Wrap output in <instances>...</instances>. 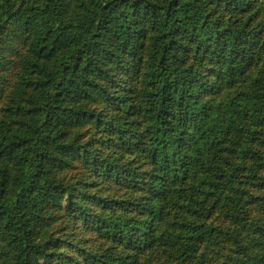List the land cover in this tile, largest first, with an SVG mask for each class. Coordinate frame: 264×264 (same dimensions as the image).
<instances>
[{
    "label": "trees",
    "instance_id": "16d2710c",
    "mask_svg": "<svg viewBox=\"0 0 264 264\" xmlns=\"http://www.w3.org/2000/svg\"><path fill=\"white\" fill-rule=\"evenodd\" d=\"M253 1L0 0V264H63L60 227L88 216L77 199L106 173L142 176L147 194L139 213H98L96 231L130 254L101 247L89 264H140L160 246L170 263L264 264Z\"/></svg>",
    "mask_w": 264,
    "mask_h": 264
},
{
    "label": "rangeland",
    "instance_id": "374dc122",
    "mask_svg": "<svg viewBox=\"0 0 264 264\" xmlns=\"http://www.w3.org/2000/svg\"><path fill=\"white\" fill-rule=\"evenodd\" d=\"M259 0H254L251 4H253L254 9H257V5ZM230 7H236L233 5L223 4L221 8L217 10L218 15H224L226 19H232L237 14L238 10H232ZM17 38L12 37L11 35L5 39L6 44L10 43L12 47L15 49L21 48L19 43H16ZM239 86V83L237 84ZM97 147L100 144H96ZM104 156H111L116 148H112L107 146L106 148L100 147L98 149ZM137 160V167L142 168L144 172L147 171V166L139 157H129L125 156L124 160ZM104 177L99 179V183H97V178H93L92 183L97 187L96 189L99 191L90 194V198H86L85 196L79 197L77 202L86 208L88 211V216L85 218L79 217V209L75 215H69V221L60 227V231L58 232L59 237V248L57 250V256L59 252L64 253L66 256L64 257L63 264H89L88 258L90 251H99L101 247L105 250H110V252L118 253L123 252V254H130V245L128 244H112L111 242L106 241V239L101 236L100 232L96 229V224L99 223V214L105 213L112 215L113 212L117 210H124L127 213H139L140 210L137 209V206L140 208V205L144 202L146 194H147V182L142 179V176L136 180L135 184H130L129 182L124 183V181H118V177L115 175L104 174ZM96 194V195H95ZM78 195V194H77ZM102 197L109 202V210L104 211L105 208L100 207L98 203L99 198ZM135 201L134 204L131 203L127 205H122V203H126L128 201ZM126 209V210H125ZM225 225V224H224ZM73 245V246H72ZM127 245V247H126ZM61 247V248H60ZM127 249V250H124ZM225 255V252L221 254L219 257L221 258ZM143 262L140 261V264H176L170 263L167 259V253L164 252L163 247H159L153 253L146 254L145 258H143ZM58 261V260H56ZM219 262H223L224 259H218Z\"/></svg>",
    "mask_w": 264,
    "mask_h": 264
}]
</instances>
